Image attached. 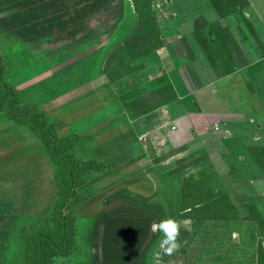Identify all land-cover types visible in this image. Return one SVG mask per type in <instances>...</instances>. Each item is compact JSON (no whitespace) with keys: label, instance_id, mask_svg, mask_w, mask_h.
Returning a JSON list of instances; mask_svg holds the SVG:
<instances>
[{"label":"rangeland","instance_id":"374dc122","mask_svg":"<svg viewBox=\"0 0 264 264\" xmlns=\"http://www.w3.org/2000/svg\"><path fill=\"white\" fill-rule=\"evenodd\" d=\"M248 1L249 5L243 11L251 27L239 14L221 19L222 22L229 21V24H234V28H236V25L241 24L249 39V41H246L247 45L263 46L261 52L263 54L260 57L263 60H259V58V61L255 64L243 67L236 76L231 75L230 84L237 91H235V98L229 93L230 89L223 86L227 83L226 76L218 78L214 63L206 55L203 62L199 58L200 67H198L204 70L206 67L204 63H210L215 71V77L218 78L216 83L212 81L207 83L208 79H206V73L203 70L198 72L206 80L200 78V81H197L198 83L191 81L195 73L194 71L191 72V68L187 66L193 60L194 62L196 60L194 51L188 49L189 46L195 45V38L190 37L193 32L194 18L198 15H203L209 20L218 18L216 9L209 0H155L154 5L158 9V19L163 29L165 44L151 54L131 59L133 65L143 63V67L136 74V78L139 82L142 81L141 83H147L146 81L149 79L161 75L162 70H158L159 66L160 68L162 66V69L165 70L178 67L183 78L178 73H171L173 78L171 80L178 91L179 97L170 104L163 106L157 116H150L145 123L147 129L141 136L147 138L148 135L150 146L154 148V151L147 155L149 159L146 160L142 157V160H136V162L134 159L128 160L116 166L112 171L99 176L94 183L95 185L88 184L89 188H93V193L88 194L82 209L86 208L85 205H87V209L90 208V205H92L91 208L94 206L95 209L99 207L98 211L103 209L104 214L102 213V220L99 219V221L108 226L107 220L104 219L105 212L111 213L113 207L121 206L124 200L128 201L126 199L129 194H122V191L129 190L128 185L134 187V190H131L133 194H139L134 200L143 204L144 202L147 204V198L137 199L147 197L145 195L153 192V195H150L153 200L147 206L151 207L152 205L157 210L160 207L163 212L157 211L156 215L161 216L163 219L175 218L178 222H181L184 228L191 230L192 234L180 251L174 252L172 255H165L163 250L159 248L162 234L158 232V239L149 252L151 256L150 264H220L217 261V251L221 252L224 258L229 256L228 264H256V258H254L255 244L260 240L264 241V231L259 229L255 222L245 219L248 210L243 200H255L264 212V170L249 153V147L253 144H264V0ZM87 15L85 22L82 24L84 27H81L83 29L77 34H72L70 30H66L45 35L35 40L21 33L16 35L13 30L7 29L0 23V45L3 46L8 60L6 78L19 91L21 102L36 104L39 109L45 110L49 117L54 116L53 121L59 133L63 135L68 134V129H65L64 126V111L66 110L59 109L60 105L56 106V104L67 101L77 102L76 107L78 109L84 104H86V107L90 105L89 101L78 102L79 98L91 100L96 96V93L99 92L96 87L103 80L105 81L103 69L108 55L113 48L133 33L136 23V13L133 10L131 0H117V3L110 5L108 11L103 10L94 13L89 11ZM253 28L257 30V33L254 32ZM20 35L24 37H19ZM186 35H189L188 41H186ZM184 42H187L188 47ZM185 55L187 60L183 62ZM178 56L180 57L179 60ZM121 86L125 87V85ZM118 88L120 89V87ZM214 89H217V91H214ZM177 103L186 106L187 109L182 108L183 113L196 114L193 116L194 118L192 117L193 130L191 132L188 130L185 132L179 131L180 129H177L178 123H176L177 128L171 129L176 133L172 138L169 131L172 128L171 123L175 124L172 120L176 116ZM217 103L220 104L218 109L225 111L228 108L233 109L236 114L223 119L224 113L217 111V108L211 113L209 110L214 109ZM83 108L85 109L84 106ZM81 109L76 111V115L83 114L84 109ZM9 121L13 120L9 119L5 113L0 112V134H7L6 128L12 123L9 124ZM16 132L19 134L18 131ZM16 132L9 135L20 141V138L15 135ZM80 132L81 136L85 135L84 131ZM24 133H21L23 139L29 137L35 140L39 147L44 148L35 132L31 130L28 135H24ZM89 134L92 135L93 132H89ZM12 140L8 137L7 142L9 145L5 147L6 141L0 139V181L4 183L3 180L10 179L13 181L12 183L23 184L22 193L29 198V191L32 189L28 185L31 183L29 179L37 178L40 182L41 179L45 178L53 180L54 168L50 167L48 160L40 153L36 154L37 156L32 155L33 158L31 157V161L26 164L23 162L28 160L29 157H24L17 167L15 164H5L6 155L15 156L12 153V148L9 153H6L10 148L9 146L12 147L14 144H11ZM180 146L186 147L164 161L154 162L159 154ZM42 150L44 151V149ZM114 154L117 153L111 155ZM189 154L196 157L206 155L204 156L206 159L202 160L201 163L188 167L183 172L167 175L166 172L170 166L172 167L175 159ZM18 158H20V155H18ZM2 165L4 168H1ZM142 166H145V168L139 172ZM204 169H207L208 173H211L210 175H212V171L219 175L218 178L238 207L241 220L231 224V227H228L225 223H218L211 229L207 223H198L187 218L180 219L176 215L183 177ZM129 173L134 175L129 176ZM117 177L125 179L122 178V183L116 184L110 189L113 192L108 197L105 189L96 187L98 184H104L106 180ZM46 186L40 185L38 188L46 189ZM11 187H6L7 194L11 192ZM140 191L143 194L138 193ZM42 194L40 191L36 204L27 203L28 207L26 209L29 210V206L32 205L31 209H35V211L43 210V205L53 202H44L43 196H40ZM136 195H131V197L133 198ZM106 200H108V204H106ZM117 214L125 215V212L122 214L120 211ZM111 216H114V214ZM147 217L146 213L130 216L127 225H125L130 229L123 234L110 233L109 230L100 232L98 229L96 234H89L85 229L90 224L89 217L84 216L82 220L78 218V222H81V232L79 233L78 229L77 247H74L75 249L73 248L67 256H58L54 263L127 264L132 254H128V248L129 241L133 236V229L137 225L140 228L145 227L144 225L147 226L149 222L143 220ZM32 220L31 218H18L17 230L13 228L11 231L9 228L7 230L8 238L6 233L1 235L0 247L3 246L4 253L8 255L0 259V264L22 263L23 239L21 235L24 237V231L30 229ZM21 222L23 232L20 234L19 226H21ZM135 222L137 224H134ZM155 223H158V221L154 219L151 226ZM151 233L153 232L151 231ZM213 236L216 238H212ZM110 237L115 239L112 246L106 242V239H110ZM233 239L237 243L235 246H233ZM94 240L102 241L104 245L103 254L101 253L102 248L101 250L89 248ZM156 252H160V255L156 256Z\"/></svg>","mask_w":264,"mask_h":264},{"label":"trees","instance_id":"16d2710c","mask_svg":"<svg viewBox=\"0 0 264 264\" xmlns=\"http://www.w3.org/2000/svg\"><path fill=\"white\" fill-rule=\"evenodd\" d=\"M154 1L131 0L136 13L134 31L121 44L111 50L103 69L105 81L119 91L118 97L131 118L157 116L163 106L179 97L167 72L163 71L161 75L146 81L147 83H141L142 81L139 82L136 78V74L143 67V63L135 65L131 63V59L151 54L165 44L163 29L158 19V9L155 7ZM209 1L216 9L218 18L209 20L203 15H198L193 20V34L207 58L214 63L218 77H223L241 69L246 58L240 41L230 26L224 25L221 19L239 14L251 27L243 11L249 5V1ZM113 3H117V0H0V23L7 29L13 30L16 35L21 33L34 40L66 30L77 34L83 29L81 27H84L82 24L89 11H93V13L108 11ZM239 27L241 26L238 25ZM22 35L19 37H24ZM244 37H242L243 40ZM184 43L187 45V42ZM6 49L8 48L6 47ZM7 64L6 53L3 46L0 45V112L36 133L54 168L53 181L56 194L49 210L43 215L31 218L33 220L30 223V229L24 231V237L21 235L23 239V261L21 264H53L58 256L68 255L76 245L80 210L88 194L93 193V188H89L88 184L91 185L95 178L112 171L121 163L131 159L136 161L135 158L143 153V148L141 143H137L103 159L84 160L80 158L76 146L82 138L81 135L77 132L60 134L55 122L45 110L39 109L36 104L21 102L19 91L5 76L8 72ZM121 85H125V87ZM184 147L186 146L161 153L154 159V162L164 161L182 151ZM249 153L264 170V144H253L249 147ZM204 156L196 157L189 154L179 157L174 160V164L166 173L173 175L183 172L188 167L205 160ZM210 174L207 169H204L183 177L176 215L180 219L187 218L198 223H207L211 229L218 223H225L231 227V224L241 220L238 207L218 178L219 175L213 171L212 175ZM125 193L129 194L126 199L128 201L124 200L121 206L113 207L111 213L105 212L104 219L108 223V226L105 225L106 229L110 233H126L130 229L125 226L129 217L133 214L146 213L148 217L143 220L149 222L148 225L141 228L138 225L136 228L133 227V236L129 242L134 246L142 245L150 235L152 246L159 234L158 232L150 234L151 224L154 219L158 222L163 219L156 215V212L162 209L159 207L157 210L152 205L151 207L147 206L153 200L151 196L137 199L147 198V204L145 202L143 204L134 200L139 195L132 194L127 189L122 191V194ZM131 195L136 196L132 198ZM107 202L108 200H106V204H108ZM243 203L248 210L245 219L255 222L257 227L264 231V212L259 203L249 199L243 200ZM120 211L122 214L125 212V215L117 214ZM113 214L114 216H111ZM21 230L20 233L23 232V227ZM207 233L209 232L207 231ZM191 234V230L181 227L178 237L180 247L175 252L185 246ZM212 238L210 237V239ZM106 240L109 245L115 242L114 237ZM236 244L233 239V246ZM255 246L256 264H264V241L260 240ZM220 253L217 251V261L220 264H228L229 256L224 258ZM131 262L134 264L133 261Z\"/></svg>","mask_w":264,"mask_h":264},{"label":"crops","instance_id":"0c3cea01","mask_svg":"<svg viewBox=\"0 0 264 264\" xmlns=\"http://www.w3.org/2000/svg\"><path fill=\"white\" fill-rule=\"evenodd\" d=\"M222 23L224 25L230 26V28L234 32V35L240 41L242 50H243L245 58H246L245 62L243 63L244 64L243 67H247L251 64H255L259 60H263L262 58H260V57H262V54H263V53H261L263 46H257V45L253 46L252 44L247 45L246 41H249V39H248V36L242 27L238 28V25H236L235 26L236 28H234V24H232V25L229 24V21H224ZM239 25L241 26V24H239ZM254 32L257 33V30L255 29ZM243 33H244V35H243ZM243 36H245L244 40L242 39ZM190 37L195 38V40H194L195 45H191V46H189V48L192 51H194V53L196 54L195 62L193 60L191 62V64L187 63L188 64L187 66H189L191 68L190 71L191 72L194 71V73H195V76H194V78H192L191 81H196V82L198 81L199 82L200 78H201L202 80L208 79L207 83H209L210 81H212L213 83H216L218 78H220V77H218V78L215 77V71L211 67L210 63H208V62L204 63L206 66L204 70L199 68L200 67L199 62H198L199 58L203 62L206 59V56H205L204 52L202 51L200 44L196 40V37L194 36L193 32L191 33ZM188 38H189V35H186V41H188ZM179 58L180 57L178 56V60H179ZM174 60H175V58H174ZM186 60H187V56L184 57L183 62H185ZM241 69L236 70L235 72H232V73L226 75L227 83H225L223 85L225 88L230 89L229 93L234 98H235V94L237 91L233 87V85L230 84V80L232 79L231 75L236 76L238 74V72H240ZM161 70H162V72L163 71L167 72L169 77H171L172 80H173V78H172L171 73H173V74L178 73L180 75V77L183 78L182 73L180 72L178 67L168 68L165 70V69H162V66H161L160 71ZM199 70H203L206 73L205 74L206 79L202 78V76L199 75V72H198ZM96 88L98 89L99 92L96 93V96L93 97V99L87 100L84 98H82V99L79 98L78 102H80V101L88 102L89 101L88 103L90 104L88 107H86V104H84V105L82 104L85 107V109L83 108V106L79 105L80 109L82 108L81 110L84 109L83 114L76 115L77 114L76 111L80 110L76 107L77 102L71 103L70 101H67V102H58L56 104V106L60 105L59 109H61V110L65 109L66 110V111H64V119H65L64 126H65V129H68L67 130L68 133L77 132V133L81 134L80 131L85 132L84 133L85 135L81 136L82 138H80V140L78 141L77 146H76V151H77L78 156L84 160H90V159L99 160V159H103V158H105L108 155H111L113 153H118V151H122V149H124L130 145L141 143V146L143 148V153L140 154L136 158V160L137 161L142 160V157H143V159L146 158V160H148L149 157H147V155L150 154V152L154 151V148L150 146V142H149L150 139L148 138V135H147V138H143V136H141V135L147 129L145 123L147 122L149 117L143 116L140 118H131L129 116V114L127 113L126 109L124 108L122 102L120 101L115 87L113 85L107 83L106 81L103 80ZM214 91H217V89H214ZM252 91H253V89H252ZM96 102H97V104H96ZM182 108L184 109V108H186V106L184 104L178 105V103H177V107L175 109L176 110V112H175L176 116L173 117L174 119L172 121H173V123H178L177 129L178 130L180 129L179 131L185 132L186 130H188L191 132V130H193V126H194V122L192 120V117L196 113H193V114L188 113V112L183 113ZM216 108L217 109L220 108V104L217 103L216 107L214 109L209 110V111L212 113L214 110H217ZM56 109H57V107H56ZM217 111L224 113V114L222 113L224 115L223 119H227L229 117H232V115L236 114L233 111V109H229V108L226 111L221 110V109H218ZM52 119H55V117L53 116ZM10 123H11V125L8 128H6L7 134L6 133L0 134V139L1 140L4 139V142L6 141V143L4 144L5 147H7L9 145L7 142L8 137L13 139L11 144L12 143H14V144L12 147H11V145L9 146L10 148L6 151V153H9L11 151V148H12V153L15 156L6 155L5 159H4L5 164H15V166L17 167L21 164L24 157H29L28 160H25L23 162L24 164H26L27 162L31 161V159L33 158L32 155H36V154L40 153V154H43L45 156V158L48 160V162L50 164V167L53 168L52 162L50 159H48L49 157H48L46 150L44 148L39 147L38 143L35 140L30 139L29 137H25V139L22 138L21 133L25 132L24 135L25 134L28 135V134H30L28 132H31V130L29 131L28 127L21 125V124H18L14 121H9V124ZM171 129L172 128H170L169 132H171V137L173 138V135L176 133L173 132ZM16 131H18L19 134ZM14 132H16L15 135H17L18 138H20V141H18L15 138H12V136L9 135V134L14 133ZM89 132H93V134L90 135ZM91 141H92V144H91ZM87 143H89V144H87ZM120 143L122 145H119ZM42 149H44V151ZM14 151H15V153H14ZM18 155H20L21 161H20V158H18ZM26 155H29V156H26ZM85 157H86V159H85ZM1 168H4L3 165L1 166ZM144 168H145V166L144 167L142 166V168H140L139 172L142 171ZM128 175L133 176L134 174L129 173ZM97 178H99V177H97ZM97 178H95L91 184L95 185L94 183L98 180ZM122 178H119V177H117L115 179L111 178L110 180H106L104 182V184L103 183L100 185L98 184L96 187H98L100 189H105V191H107L106 196L108 197L113 192V191H110V189L114 185L123 182ZM124 179L125 178H123V180ZM32 180L29 179V182L31 181V183L28 184L32 188L29 191V193H30L29 198L26 194L22 193L23 184H19L17 182L12 183L13 181H11L10 179L3 180L4 183L2 181H0V237L2 234L4 235V233H6V235H7L8 234L7 230L9 228L11 231L13 228H14V230H17L16 223H17L18 218H20V219L34 218V217L45 214L49 210L51 204L43 205L42 206L43 210L35 211V209H31L32 205L29 206V208L31 210L26 209V207H28L27 203H35V204L37 203L40 191L43 193L40 196H43L44 202H48V201L52 202V201H54L55 196H56L55 188H54V181L52 179L51 180H49L48 178L41 179L42 183L37 178H32ZM40 185H47L46 186L47 188L46 189L45 188L40 189V188H38ZM7 186H12L11 187L12 190L9 194H7L8 192H6ZM33 186H34V189H33ZM49 186H50V188H49ZM39 189H40V191H39ZM128 189L130 190V191L128 190V192H131V190H134V187H132V186L130 187L128 185ZM12 191H14V192H12ZM136 191H139V190H136ZM131 193L133 194V192H131ZM138 193L143 194L141 191ZM151 194L153 195V192L148 194V195H145V196H150ZM85 207L86 208L82 209L83 208V206H82L79 218L82 220V217H84V216L89 217L90 224L87 225L88 227L85 228L87 230V232L89 234L90 233L96 234L98 232V230L100 232L106 231L107 230L106 226L103 225L102 222L99 221V219L102 218L103 209L98 211L99 207H96V209H95V207L93 206V208H91L92 205H90V208H88V209H87V205H85ZM78 223H79L78 229H79V233H80L81 232V228H80L81 222L79 221ZM22 227H23V225L21 222V226H19V228H20L19 231H21ZM150 234H151V231H150ZM149 236H148L147 240L142 243V245H135L134 246V244L129 242L130 245L128 248V252L131 250H134L135 252H132V254L130 252L128 253V254H131V259H128L127 264H132L131 261H133L134 264H150L151 263V256L149 255V252L153 248L152 246L155 244H153L151 246V244H150V237L151 236L150 237ZM7 238H8V235H7ZM0 241H1V239H0ZM102 245H103L102 241L99 242L97 240H94V242L91 243V246L89 248L96 249V250H101V248H102L101 253L103 254L104 245L103 246ZM110 246H112V245H110ZM76 247H77V244H76L75 248ZM4 250L5 249L3 248V246H1L0 247V259L3 256L6 257L8 255L7 253L6 254L4 253ZM65 256H67V255H65ZM53 264H55V263H53Z\"/></svg>","mask_w":264,"mask_h":264},{"label":"clouds","instance_id":"9594fccd","mask_svg":"<svg viewBox=\"0 0 264 264\" xmlns=\"http://www.w3.org/2000/svg\"><path fill=\"white\" fill-rule=\"evenodd\" d=\"M181 227V222L171 217L162 219L151 226V231L153 233L159 232L162 234L159 241V248L163 250L165 255H172L179 249L180 243L178 242V237ZM155 255L159 256L160 252H156Z\"/></svg>","mask_w":264,"mask_h":264},{"label":"built area","instance_id":"2783aa9c","mask_svg":"<svg viewBox=\"0 0 264 264\" xmlns=\"http://www.w3.org/2000/svg\"><path fill=\"white\" fill-rule=\"evenodd\" d=\"M171 125H172V126H171V127H172V129H175V128H177V126H176V123H175V124H172V123H171Z\"/></svg>","mask_w":264,"mask_h":264}]
</instances>
